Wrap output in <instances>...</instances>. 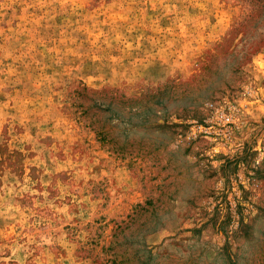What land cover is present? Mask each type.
<instances>
[{
  "label": "rangeland",
  "instance_id": "obj_1",
  "mask_svg": "<svg viewBox=\"0 0 264 264\" xmlns=\"http://www.w3.org/2000/svg\"><path fill=\"white\" fill-rule=\"evenodd\" d=\"M0 264H264V0H0Z\"/></svg>",
  "mask_w": 264,
  "mask_h": 264
},
{
  "label": "trees",
  "instance_id": "obj_2",
  "mask_svg": "<svg viewBox=\"0 0 264 264\" xmlns=\"http://www.w3.org/2000/svg\"><path fill=\"white\" fill-rule=\"evenodd\" d=\"M97 136L102 140V141H106L107 140V134L105 132L102 131L101 128H99L97 131ZM125 149L121 148V147H116L114 149V152H118L119 154H124Z\"/></svg>",
  "mask_w": 264,
  "mask_h": 264
}]
</instances>
